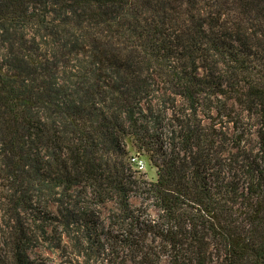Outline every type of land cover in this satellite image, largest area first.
<instances>
[{"label":"trees","instance_id":"obj_1","mask_svg":"<svg viewBox=\"0 0 264 264\" xmlns=\"http://www.w3.org/2000/svg\"><path fill=\"white\" fill-rule=\"evenodd\" d=\"M68 233L72 264H264V0H0V264Z\"/></svg>","mask_w":264,"mask_h":264},{"label":"rangeland","instance_id":"obj_2","mask_svg":"<svg viewBox=\"0 0 264 264\" xmlns=\"http://www.w3.org/2000/svg\"><path fill=\"white\" fill-rule=\"evenodd\" d=\"M142 172H147L145 175L146 178L152 179L156 177V170L154 168H147V167H139ZM131 202L135 206L141 205V198L137 195H133L131 197ZM94 204V203H92ZM51 207L55 210L56 206L54 204L51 205ZM115 207L114 202H108L105 206H102L101 210L102 213L106 214L110 212L112 208ZM149 212L152 213V215L157 214V210L154 207L149 208ZM75 226H72V231H74ZM78 229V227H77ZM75 233V232H74ZM68 235H64V244L62 247L57 248V243H48L46 241H34L32 243V248L30 250L31 256L36 258L40 264H72L73 260L75 259V253L72 249L73 245L71 244V238ZM3 244H2V239L0 238V252L5 253V250H3ZM161 264H168L166 259L162 261Z\"/></svg>","mask_w":264,"mask_h":264},{"label":"built area","instance_id":"obj_3","mask_svg":"<svg viewBox=\"0 0 264 264\" xmlns=\"http://www.w3.org/2000/svg\"><path fill=\"white\" fill-rule=\"evenodd\" d=\"M134 160H136V158ZM139 164V167H144V164L142 162H140Z\"/></svg>","mask_w":264,"mask_h":264}]
</instances>
